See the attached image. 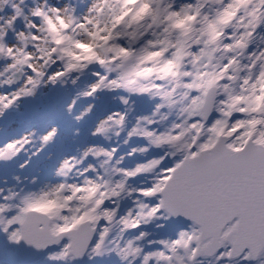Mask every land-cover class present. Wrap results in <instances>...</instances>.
<instances>
[{
    "label": "snow or ice",
    "instance_id": "1",
    "mask_svg": "<svg viewBox=\"0 0 264 264\" xmlns=\"http://www.w3.org/2000/svg\"><path fill=\"white\" fill-rule=\"evenodd\" d=\"M264 264V0H0V259Z\"/></svg>",
    "mask_w": 264,
    "mask_h": 264
}]
</instances>
